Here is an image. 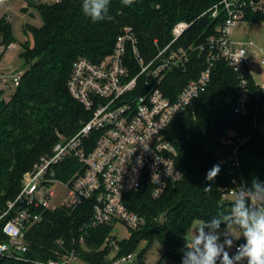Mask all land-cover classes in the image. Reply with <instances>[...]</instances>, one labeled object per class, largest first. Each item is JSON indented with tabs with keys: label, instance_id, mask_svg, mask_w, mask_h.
<instances>
[{
	"label": "trees",
	"instance_id": "1",
	"mask_svg": "<svg viewBox=\"0 0 264 264\" xmlns=\"http://www.w3.org/2000/svg\"><path fill=\"white\" fill-rule=\"evenodd\" d=\"M220 1L134 0L131 6H125L121 0H110L112 19L98 22L84 15L83 0L29 2V7L39 10L43 25L25 27L32 40L23 45L20 54L24 66L20 85L7 99L0 91V217L8 203L17 199L26 175L40 158L52 155L63 137H73L91 117L68 90L78 60L85 58L97 63L110 56L117 38L127 27L136 34L146 59L156 53L155 40L162 47L171 41V31L179 22H187L190 27L177 41L176 48L188 49L203 43L225 22V12L213 18L210 11ZM245 20L264 21V15L249 12ZM0 38L6 45L14 43L11 23L6 18L0 19ZM205 66V59L194 57L185 72L167 76L162 89L175 98ZM249 89L247 114L239 115L235 113L237 76L225 61H217L207 91L165 132V139L177 150L176 166L183 179L170 185L160 199H153L149 188L126 195L129 210L146 223L131 232L129 238L117 240L121 249L117 256L132 254L137 249L135 264H145L144 251L158 243L169 260L166 264H181L184 238L194 223L228 213L233 199L226 194L231 188H250L254 179L264 183V88L250 78ZM230 157L238 160V167L229 161ZM225 160V164H219ZM214 165L220 166V172L208 181L206 173ZM79 167L77 161H67L57 167V178L69 182ZM209 185L211 191H205ZM164 214L166 218L162 220ZM92 215V202H85L74 212L65 207L43 212L42 220L30 225L25 234L27 253L21 258L28 261L4 255L0 256V264L57 260L73 249L83 264H111V237L116 238L112 235L113 227L104 225L86 233L85 226ZM11 218L8 215L0 219V244L9 242L3 227ZM225 227L222 224L220 230ZM82 235L85 238L80 243ZM244 242L242 237L237 243ZM143 243L146 247L141 249Z\"/></svg>",
	"mask_w": 264,
	"mask_h": 264
},
{
	"label": "built area",
	"instance_id": "2",
	"mask_svg": "<svg viewBox=\"0 0 264 264\" xmlns=\"http://www.w3.org/2000/svg\"><path fill=\"white\" fill-rule=\"evenodd\" d=\"M210 11L213 18L225 12L224 24L215 35L188 49L175 47L190 27L187 22L173 27L172 39L164 47L158 40L154 41L156 53L151 59L141 54L136 34L127 27L117 38L110 56L97 63L83 58L74 64L68 81L69 94L91 117L66 144H57L53 154L40 158L26 175L21 193L14 202L8 203L0 217L12 215L3 227L9 242L0 244V256L12 255L27 262L21 257L27 253L24 238L29 226L40 222L43 212L61 207L74 212L85 202L93 204L86 233L104 225L112 226L113 232L119 224L131 231L141 229L146 221L129 210L125 197L149 188L150 196L160 199L170 185L183 179V173L176 166L177 150L165 139V132L207 91L217 61H225L236 74L235 113L247 114L250 78L255 80L251 67L260 63L264 70V48L251 40L236 42L231 35L232 29L249 12L264 15V0H221ZM1 41L0 38V62L2 55L16 49L15 43L6 45ZM254 55L255 59L251 60ZM194 57L205 59L206 66L175 98L168 96L162 89L163 82L174 72H185ZM23 74L10 77L15 88L20 85ZM0 81L10 90L7 77L0 76ZM70 160L77 161L80 167L65 182L57 178V167ZM229 161L239 166L236 158L230 157ZM58 185L64 190L59 204L54 200ZM237 190L239 187L231 188L227 197L233 199V192ZM84 238L80 236V243ZM112 246L115 252L110 255L111 264L136 263L138 253L119 257L117 245L112 242ZM31 263L83 264L75 249L57 260Z\"/></svg>",
	"mask_w": 264,
	"mask_h": 264
},
{
	"label": "clouds",
	"instance_id": "3",
	"mask_svg": "<svg viewBox=\"0 0 264 264\" xmlns=\"http://www.w3.org/2000/svg\"><path fill=\"white\" fill-rule=\"evenodd\" d=\"M125 6H131L134 0H121ZM110 0H83L82 11L92 22L111 20L109 15ZM220 166L214 165L206 173L208 181L219 174ZM209 185L205 191H211ZM226 231L220 232L221 225ZM235 228L243 237L244 243L235 248L230 255L226 249L234 246V237L229 231ZM223 237V239H222ZM264 264V183L258 179L252 186H242L233 192L232 205L228 213H219L209 221L201 222L184 238L181 264Z\"/></svg>",
	"mask_w": 264,
	"mask_h": 264
},
{
	"label": "rangeland",
	"instance_id": "4",
	"mask_svg": "<svg viewBox=\"0 0 264 264\" xmlns=\"http://www.w3.org/2000/svg\"><path fill=\"white\" fill-rule=\"evenodd\" d=\"M29 2H35L36 4H52L56 0H0V19L6 18L10 21L12 27L13 41L16 45V49L8 51L6 54L1 56L0 62V76H5L9 79L10 90H6L3 84L0 81V91H3L4 97L7 99L15 91V86L12 83L10 77L24 72L23 61L20 58L23 45L28 41L32 40L31 36L26 35L25 27L27 25L40 28L43 25V21L39 10L36 7H29ZM29 7V10L25 9ZM231 38L236 42H246L254 41L259 47L264 48V21H240L233 29ZM255 52V51H254ZM255 55L252 56L251 60L255 59ZM252 74L258 85L264 87V70L261 68L260 63H256L251 67ZM68 139L62 138L61 143L66 144ZM63 187L57 186V194L55 196V202L57 204L61 203L64 198ZM201 222H196L188 232V237L191 235L192 230H194L197 225ZM226 231V227L221 229L220 232ZM229 231L234 237V246L231 249H226L229 251L230 255L235 254V245L239 239H235L240 235V232L235 228H230ZM131 230L119 224L116 227L115 232H113L114 239L111 237V241L116 242V247L121 251L118 241L129 238L131 235ZM223 239V237H222ZM113 241V242H114ZM146 244L141 245V249H144ZM115 251L112 250L111 253ZM137 253L138 250L132 251ZM145 253V264H166L169 262L168 258L165 257L164 248L155 243L149 249L144 251Z\"/></svg>",
	"mask_w": 264,
	"mask_h": 264
},
{
	"label": "water",
	"instance_id": "5",
	"mask_svg": "<svg viewBox=\"0 0 264 264\" xmlns=\"http://www.w3.org/2000/svg\"><path fill=\"white\" fill-rule=\"evenodd\" d=\"M165 218H166V214L163 215L162 220H164Z\"/></svg>",
	"mask_w": 264,
	"mask_h": 264
},
{
	"label": "crops",
	"instance_id": "6",
	"mask_svg": "<svg viewBox=\"0 0 264 264\" xmlns=\"http://www.w3.org/2000/svg\"><path fill=\"white\" fill-rule=\"evenodd\" d=\"M257 83V82H256Z\"/></svg>",
	"mask_w": 264,
	"mask_h": 264
}]
</instances>
